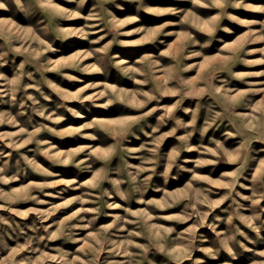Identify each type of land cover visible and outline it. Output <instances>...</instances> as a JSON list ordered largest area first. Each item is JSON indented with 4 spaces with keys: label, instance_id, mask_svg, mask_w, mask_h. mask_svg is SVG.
Returning <instances> with one entry per match:
<instances>
[{
    "label": "rangeland",
    "instance_id": "1",
    "mask_svg": "<svg viewBox=\"0 0 264 264\" xmlns=\"http://www.w3.org/2000/svg\"><path fill=\"white\" fill-rule=\"evenodd\" d=\"M0 3V264H264V0Z\"/></svg>",
    "mask_w": 264,
    "mask_h": 264
},
{
    "label": "clouds",
    "instance_id": "2",
    "mask_svg": "<svg viewBox=\"0 0 264 264\" xmlns=\"http://www.w3.org/2000/svg\"><path fill=\"white\" fill-rule=\"evenodd\" d=\"M17 3H19V0H17ZM4 7H5V5L0 3V8H4Z\"/></svg>",
    "mask_w": 264,
    "mask_h": 264
}]
</instances>
